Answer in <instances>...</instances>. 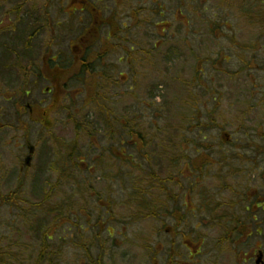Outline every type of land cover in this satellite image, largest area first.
I'll use <instances>...</instances> for the list:
<instances>
[{
  "label": "rangeland",
  "instance_id": "obj_1",
  "mask_svg": "<svg viewBox=\"0 0 264 264\" xmlns=\"http://www.w3.org/2000/svg\"><path fill=\"white\" fill-rule=\"evenodd\" d=\"M4 1L17 48L32 43V62L47 50L67 57L91 21L73 14L74 0ZM97 7L121 30L107 44L109 79L94 78L92 93L83 78L73 81L58 111L32 122L18 102L46 106L47 82L0 71V198L23 187L16 202L0 205V264H36L42 253V264L98 256L104 264H223L250 255L252 240L238 246L246 235L228 240L226 232L250 233L246 207L264 197V0ZM36 19L44 28L33 37ZM104 32L92 53L106 52ZM200 154L210 159L198 171ZM262 228L253 244L264 242Z\"/></svg>",
  "mask_w": 264,
  "mask_h": 264
},
{
  "label": "flooded vegetation",
  "instance_id": "obj_2",
  "mask_svg": "<svg viewBox=\"0 0 264 264\" xmlns=\"http://www.w3.org/2000/svg\"><path fill=\"white\" fill-rule=\"evenodd\" d=\"M5 2L6 1L0 2V15L3 14L4 17V19L0 18V71L11 74V78L15 82H17L18 78L23 75L24 70L30 74L32 73L31 83L33 86L39 82L46 81L48 86H46L45 92L50 95V102H52L51 105L48 103L43 108H39L36 105L35 111L33 108L28 106V102L26 105L18 102L19 108H26V110H28V119H30V121H32L31 118L45 113L50 106L57 102L58 97H65V90L73 81L79 83V80L83 78L85 85L89 89L90 86H94V78L98 77L100 79H109V64H111L113 60L108 54V52L111 50L107 44H109L112 39H119L120 35L118 32L121 29H118L117 24L110 21L109 19H106L107 21H105V19L102 18L99 7H97V4L101 3L102 0H93L95 3L89 2V0H74L72 2L74 4L73 8H71V10H73V14L76 12H79L82 15L83 13L90 14L91 21H89L86 26L80 27L81 32L77 35V38L69 41L67 46L69 51L67 57L63 56L59 51L54 56L50 50H47L44 57L41 58V62H32V53H34L32 43H30L31 47L26 45L22 46L21 50L17 48L16 45H21L22 39H20L17 28H15L13 8H7V6L1 5V3ZM80 17L82 18V16ZM103 21H105L108 25L104 24L105 22ZM35 22V25L38 27V29H36L32 34L33 37L37 36V34H42L44 28V24H41V19H36ZM84 22L85 18H83V23ZM17 23L19 26L23 24L24 34L30 31L31 28L26 22L22 23L21 21H18ZM124 24L127 25V23ZM123 27L125 26L122 24L121 28L123 29ZM101 30H105V35L102 37V39H99V42H101L99 49L101 50L105 48L106 52L95 54L92 53V51L98 49V47H95L96 43L94 42L100 37L97 35V33ZM26 44H29V42ZM51 47H53V44H51ZM20 51L22 52L19 53ZM21 54L25 58L24 62L17 60V56H20ZM31 55L32 57H30ZM7 58L9 59L7 60ZM118 61L123 62L124 58L118 57ZM34 70L37 72H33ZM74 75L76 76L75 78H73ZM31 91L32 89L24 94L25 99L28 98V96L31 94ZM21 101L25 102L24 99H21ZM256 202L257 203H252L250 206L246 207V211L251 212L249 220H252L251 223L254 224V226L249 227L250 229L248 231L251 232L247 234L244 231L245 228L237 225L233 226L231 230L226 232L228 235L226 239L228 240L230 239L229 237H234L235 233L243 236L246 235L245 241L242 244H238V246H245L247 242H251L252 240L251 243L254 250L250 253V255L232 257L234 259L237 258V264H264V242L261 243L257 241L253 244L254 238L263 235L262 226H264V216L262 219L261 213L264 214V197H261ZM251 206L253 210L250 209ZM257 213L259 214V218ZM234 243L235 241H232L231 244ZM225 252H227L226 249ZM232 258L223 257L221 260L223 264H233L234 261Z\"/></svg>",
  "mask_w": 264,
  "mask_h": 264
},
{
  "label": "trees",
  "instance_id": "obj_3",
  "mask_svg": "<svg viewBox=\"0 0 264 264\" xmlns=\"http://www.w3.org/2000/svg\"><path fill=\"white\" fill-rule=\"evenodd\" d=\"M75 77H76V76L74 75L73 78H75ZM73 78H72V79H73ZM89 91H90V93H92V92L94 91V87L92 88V86H91L90 89H89ZM63 98H64L63 96L58 97L57 102H55V106H50L49 109H47L46 112L42 114V118H43L42 122H44V121L47 119V117H48V113H52V112H54V111H58V109L60 108V103H61V101H62ZM59 100H60V101H59ZM22 110H24V109L22 108ZM23 115H24V114L21 113V115L18 117V119H19L21 122H22V120H23V119H22ZM50 115H51V114H50ZM72 123H73L75 126H77V125H81V124H78V122H76V118H72ZM76 124H77V125H76ZM24 127H25V126H24ZM81 127H82L84 130L87 129V128H85V127L82 126V125H81ZM87 132H88V130H87ZM137 137H138V136H137ZM198 157L204 159V161H203L202 163H200V164L198 165V167H197V168H198V171H201V170L203 169V167L206 166V164H203V163H204V162H205V163L208 162L209 159H210V156L204 158V157H203V154H200V156H198ZM22 189H23V187H22V183H21V184L18 186V188L16 189V191H13V192L9 193L8 195H5V197H4L3 199L0 198V205H1V204H2V205H5V204H10L11 202H16V200H18V199H17L18 194L22 191ZM43 260H44V255H43V253H42L41 256H40V258H39V260L36 262V264H42ZM49 264H50V263H49ZM87 264H104V263H103V259H102V257H101V256H98V258H96V259L90 258V261H89V263H87Z\"/></svg>",
  "mask_w": 264,
  "mask_h": 264
},
{
  "label": "water",
  "instance_id": "obj_4",
  "mask_svg": "<svg viewBox=\"0 0 264 264\" xmlns=\"http://www.w3.org/2000/svg\"><path fill=\"white\" fill-rule=\"evenodd\" d=\"M31 151V150H30Z\"/></svg>",
  "mask_w": 264,
  "mask_h": 264
}]
</instances>
